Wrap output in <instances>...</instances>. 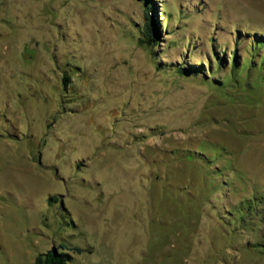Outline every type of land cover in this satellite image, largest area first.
Listing matches in <instances>:
<instances>
[{"label": "rangeland", "instance_id": "obj_1", "mask_svg": "<svg viewBox=\"0 0 264 264\" xmlns=\"http://www.w3.org/2000/svg\"><path fill=\"white\" fill-rule=\"evenodd\" d=\"M153 1L0 0V264H264V0Z\"/></svg>", "mask_w": 264, "mask_h": 264}, {"label": "trees", "instance_id": "obj_2", "mask_svg": "<svg viewBox=\"0 0 264 264\" xmlns=\"http://www.w3.org/2000/svg\"><path fill=\"white\" fill-rule=\"evenodd\" d=\"M144 3V6L146 8L145 10V21H144V28L141 31V37H139V42L142 45L145 46H152L156 45L160 38L159 33V25L158 21L154 18V15L151 14V12L155 11L154 8V1L153 0H142ZM260 36H264L261 35ZM264 43H261V45ZM258 46V45H257ZM246 63H248L247 67H244V64L239 65V61L236 57H232L231 59V69H230V75L233 79H235L236 72H240L244 68L248 69L251 66L257 65V67H261L264 64V52L262 55L259 56V61L257 63L253 62L252 59L246 60ZM252 64V65H251ZM186 71L183 67H180L178 69V72L183 74ZM195 72H199V70H195ZM198 74V73H197ZM236 80V79H235ZM52 198H49V201H51ZM255 246H258L260 250H264V243L260 242L257 243ZM75 250L80 251L81 249L79 247L73 246L71 248L66 247L63 244L59 245V248H51L46 250L45 252L39 253L35 259L33 264H68L69 260L71 259V255L68 252V250Z\"/></svg>", "mask_w": 264, "mask_h": 264}]
</instances>
